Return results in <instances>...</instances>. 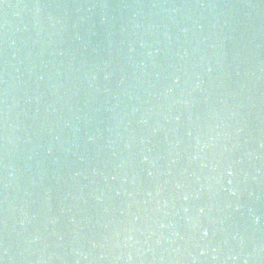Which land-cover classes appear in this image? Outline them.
I'll list each match as a JSON object with an SVG mask.
<instances>
[{
    "label": "water",
    "instance_id": "1",
    "mask_svg": "<svg viewBox=\"0 0 264 264\" xmlns=\"http://www.w3.org/2000/svg\"><path fill=\"white\" fill-rule=\"evenodd\" d=\"M0 264H264V0H0Z\"/></svg>",
    "mask_w": 264,
    "mask_h": 264
}]
</instances>
